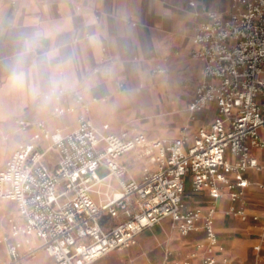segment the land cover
I'll use <instances>...</instances> for the list:
<instances>
[{
	"label": "built area",
	"instance_id": "obj_1",
	"mask_svg": "<svg viewBox=\"0 0 264 264\" xmlns=\"http://www.w3.org/2000/svg\"><path fill=\"white\" fill-rule=\"evenodd\" d=\"M189 6L205 19L192 36L191 54L203 60V71L187 109L194 119L214 104L215 118L195 128L183 125L175 137L150 138L129 128L107 132L91 120L83 94L47 92L46 98L59 101L74 95L73 104L57 103L53 112H77V127L64 132L44 120H17L19 129L35 124L37 131L0 167V198L13 200L18 212L0 237L6 246L0 264H22L42 248L51 264H90L135 244L143 230L164 218L181 234L205 235L196 245L200 263L191 260L193 252L168 257L165 264H215L218 199L226 191L233 201H243L250 185L246 172L264 168L253 153L264 149V0H231L228 14L193 0ZM100 167L103 176L97 174ZM187 184L194 193H208L206 209L187 203ZM226 214L248 217L241 207ZM259 239L254 249L260 253L264 224Z\"/></svg>",
	"mask_w": 264,
	"mask_h": 264
},
{
	"label": "crops",
	"instance_id": "obj_2",
	"mask_svg": "<svg viewBox=\"0 0 264 264\" xmlns=\"http://www.w3.org/2000/svg\"><path fill=\"white\" fill-rule=\"evenodd\" d=\"M189 1L0 0V167L37 131L35 124L19 129L18 119L44 120L64 132L77 127V112H53L57 103L73 104V94L60 101L45 97L60 88L83 94L91 120L107 132L129 128L164 137L174 133L171 124L177 128L187 121L195 128L215 118L214 104L197 111L194 119L187 109L203 71V60L191 54L192 36L205 19ZM193 1L222 14L231 9V0ZM253 153L264 166V149ZM132 171L138 172V166ZM245 175L250 185L243 201H233L226 191L217 201L215 264H264V244L260 253L254 249L264 224V187L258 185L264 183V168ZM186 194L191 206L206 209L211 201L206 191L192 192L190 184ZM9 203L15 209L5 215L6 226L18 212L13 200L0 198V216ZM230 207L243 208L247 219L226 214ZM254 215L259 219L253 220ZM204 236L202 230L181 234L164 218L143 230L135 244L90 264H165L168 257L182 259L193 252L191 260L200 263L202 251L196 245ZM2 246L0 255L5 254ZM41 252L48 255L42 248L22 264H42Z\"/></svg>",
	"mask_w": 264,
	"mask_h": 264
},
{
	"label": "rangeland",
	"instance_id": "obj_3",
	"mask_svg": "<svg viewBox=\"0 0 264 264\" xmlns=\"http://www.w3.org/2000/svg\"><path fill=\"white\" fill-rule=\"evenodd\" d=\"M173 86V85H172ZM173 88V87H172ZM152 102H154V98L152 97L150 100H149V103H152ZM184 111L186 112L187 110H186V108H184ZM188 115V114H187ZM210 118H212V116H209ZM143 120L144 119H146V118H142ZM183 125H187V121H185L183 124H182V126ZM179 127H181V126H178L177 128H175V126H174V124H171V125H169V129L170 130H173L174 131V133L171 135V136H169V137H175L177 134H178V132H179ZM168 136H164V137H168ZM135 166H138L137 164H135ZM105 169L104 168H102V167H100V168H98L97 169V174L99 175V176H103L104 174H105ZM14 209H15V207H14V205L13 204H11V203H9L8 204V206L6 207V212L4 213V215H1L0 216V221L2 222V225H4V227H5V229H3V230H0V237L2 236V234L5 232V231H7V229H9L6 225H5V215H7V213H9L10 211H14ZM3 244L0 242V254H3V252H2V246ZM38 258H39V260H40V262L42 263V264H46V263H49V262H51L52 261V259L47 255V254H45V253H43V252H41L39 255H38Z\"/></svg>",
	"mask_w": 264,
	"mask_h": 264
}]
</instances>
